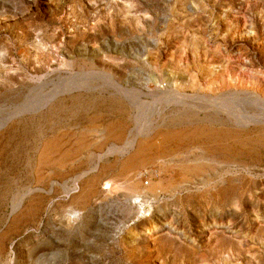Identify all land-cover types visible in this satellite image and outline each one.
<instances>
[{"label":"rangeland","instance_id":"obj_1","mask_svg":"<svg viewBox=\"0 0 264 264\" xmlns=\"http://www.w3.org/2000/svg\"><path fill=\"white\" fill-rule=\"evenodd\" d=\"M263 119L264 0H0V264H264Z\"/></svg>","mask_w":264,"mask_h":264},{"label":"bare ground","instance_id":"obj_2","mask_svg":"<svg viewBox=\"0 0 264 264\" xmlns=\"http://www.w3.org/2000/svg\"><path fill=\"white\" fill-rule=\"evenodd\" d=\"M166 93L167 92H164V95H166ZM168 94V93H167ZM247 94V93H246ZM250 94V93H249ZM249 94H247L248 96H250ZM254 95V94H253ZM234 96V95H233ZM240 96H242V95H240ZM247 97V96H246ZM245 97V98H246ZM232 98H234V97H232ZM252 98V97H251ZM213 99V98H212ZM248 100V99H247ZM232 101V100H231ZM253 101V100H252ZM256 101H259V98L257 99L256 98ZM225 102V101H224ZM241 102V101H240ZM242 102H244V101H242ZM251 102V101H250ZM260 102V101H259ZM262 102V101H261ZM254 103V102H253ZM218 106V105H217ZM229 106V105H228ZM216 107V106H215ZM232 108V107H231ZM216 109H218V108H216ZM232 110H233V108H232ZM235 110V109H234ZM233 110V111H234ZM263 116H261V118H262ZM240 119V121L241 122H243V121H245V119H244V117H240L239 118ZM254 121H255V119H253ZM264 120V119H263ZM236 121V120H235ZM258 121H260V120H258ZM251 122H253V121H251ZM256 122V121H255ZM263 121H260L259 123L261 124ZM240 123V122H239ZM246 123H248V121L246 122ZM254 123V122H253ZM252 123V124H253ZM264 123V122H263ZM254 124H257V123H254ZM259 124V125H260ZM249 125V124H248ZM1 128H3L4 127V124L3 125H1L0 126ZM195 133V132H194ZM198 134V133H197ZM185 137H188V135L187 136H185ZM191 139L193 138H196L197 137V135H196V133L193 135H190L189 136ZM145 146V145H144ZM144 146H138V148H136L135 150H134V154H132V156H130V158H129V160H128V162H129V165L131 164V165H133L134 163H140V162H142V159L145 157V155H147V153H148V149L146 148V147H144ZM80 178V177H79ZM147 231V230H146ZM145 233V232H144ZM148 234H150V232H148L147 233V235ZM146 236V235H145Z\"/></svg>","mask_w":264,"mask_h":264},{"label":"built area","instance_id":"obj_3","mask_svg":"<svg viewBox=\"0 0 264 264\" xmlns=\"http://www.w3.org/2000/svg\"><path fill=\"white\" fill-rule=\"evenodd\" d=\"M146 184H149L148 181H146Z\"/></svg>","mask_w":264,"mask_h":264}]
</instances>
